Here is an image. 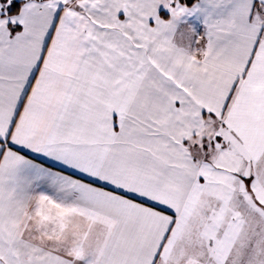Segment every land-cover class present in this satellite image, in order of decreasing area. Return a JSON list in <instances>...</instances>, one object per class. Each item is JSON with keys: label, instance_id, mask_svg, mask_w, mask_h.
Returning a JSON list of instances; mask_svg holds the SVG:
<instances>
[{"label": "snow or ice", "instance_id": "1", "mask_svg": "<svg viewBox=\"0 0 264 264\" xmlns=\"http://www.w3.org/2000/svg\"><path fill=\"white\" fill-rule=\"evenodd\" d=\"M0 264H264V0H0Z\"/></svg>", "mask_w": 264, "mask_h": 264}]
</instances>
